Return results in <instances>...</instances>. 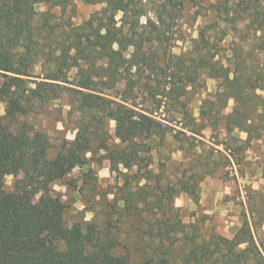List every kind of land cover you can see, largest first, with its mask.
Listing matches in <instances>:
<instances>
[{
  "label": "trees",
  "instance_id": "trees-1",
  "mask_svg": "<svg viewBox=\"0 0 264 264\" xmlns=\"http://www.w3.org/2000/svg\"><path fill=\"white\" fill-rule=\"evenodd\" d=\"M74 1L0 0V111L5 103V116L0 115V264H264V240L257 238L264 224L251 218L252 210L243 212L232 238L206 237L197 223H185L182 209L174 205L183 192L199 201L207 176L233 166L232 160L240 163L238 155L253 141L264 142V96L259 93L264 92V0H207L214 20L197 27L187 53L160 68H172L174 80L160 95L178 103L175 111L187 119L175 125L157 110L138 108L108 91L149 59L165 60L164 45L176 41L170 32L188 4L203 7L205 0H88L104 8L81 25L65 24ZM41 4L45 11L37 9ZM200 15L199 10L193 14V25ZM230 35L236 42L225 49L221 43ZM202 75L215 79L217 88L203 100L196 118L179 99L188 87L196 89ZM58 89L76 99L80 117L75 139L51 158L43 131L27 121L13 130L4 119L18 123L54 100ZM230 100L235 107L225 115ZM111 121L119 142L109 147ZM236 130L246 139L235 137ZM168 137L177 139L178 150L191 159V173L183 171L175 180L166 178L162 167L158 172L152 168L153 151ZM95 139L108 152L112 170L121 165L127 172L118 170L124 180L117 198L123 203L119 219L103 215V223L94 222L85 237L84 223L68 226L66 204L52 185L87 164ZM226 139L239 145L232 150ZM11 172L25 177L8 191L5 177ZM130 217L136 223L128 226L145 227L144 237L159 245L136 262L118 252L122 231L117 223Z\"/></svg>",
  "mask_w": 264,
  "mask_h": 264
},
{
  "label": "rangeland",
  "instance_id": "rangeland-1",
  "mask_svg": "<svg viewBox=\"0 0 264 264\" xmlns=\"http://www.w3.org/2000/svg\"><path fill=\"white\" fill-rule=\"evenodd\" d=\"M202 4H204L203 7L196 6L193 2L188 4L185 15L180 17L176 26L173 27L172 33L170 32V36L173 35L176 41L164 45L165 60L149 59L147 64L134 68L131 74H126V77H122L117 87L110 89L108 94L111 96H126L130 99L128 102H135L138 104V108L149 111L157 110L160 113L159 117L162 119L166 118L173 125L178 124L179 121L186 124L187 119L183 117L182 113L175 111L180 105L160 95L162 92H168L174 81L169 77L171 76L172 68L171 72L169 71L170 69L162 71L160 68L166 69L168 64L172 66L173 56L187 53L190 49L191 39L197 37V27L203 21L212 22L214 20V15L208 7L207 0L202 2ZM103 8L104 4L98 2L75 0L74 3L69 4L62 22L65 24L72 22L74 25H81L93 14L100 13ZM37 9L42 12L46 10V7L41 4L37 6ZM197 10L201 12L202 17L200 15L197 22L193 25L192 16ZM55 11L58 15L60 14L58 9ZM208 12H210V15L207 14ZM116 18L119 20L121 14H118ZM221 28H225L223 23H221ZM235 42L236 37L230 35L221 44L223 48L227 49ZM160 53L162 54V50H160ZM252 60L253 62L260 61L259 58ZM35 74L36 76L41 74V69L37 68ZM2 82L3 79L0 78V86ZM198 82L196 89L188 87L186 90L187 94L183 97L180 96L179 99V102H184L187 109L196 118H199L203 100L207 99L208 94L214 93L217 88V81L204 75L201 76ZM179 86L184 88V83H179ZM181 91L184 92L183 89ZM259 93L264 96V92L259 91ZM234 107L235 102L230 100L223 114L231 113ZM0 115L5 116L4 102L1 104ZM79 117L76 99L71 97L65 90L58 89L54 92V100L44 105H39L34 112L19 117V121L17 119L18 123L10 121L8 118H5L4 121L13 130H16L20 122L27 121L36 130L43 131L42 135L49 142V156L52 158L68 142L75 139ZM108 130L109 139H107L106 144L111 147L112 144L119 142L114 135V122L111 121L109 123ZM210 134L209 130L205 132L207 139H209ZM234 136L246 139V134L239 133L237 130L234 132ZM219 139L224 140L225 135L221 133ZM226 140L232 150L237 147L236 145H239V143L232 140ZM177 141V139L173 140L168 137L164 144L157 143L158 148L153 151V170L158 172L159 167H162L165 177L170 180H175L176 176H181L183 171L188 175L191 173V164L189 165L191 159L183 151L178 150L180 143ZM220 149L223 150V147L220 146ZM108 155L105 149L100 148V142L95 139L92 151L87 154V164L75 168L64 180L52 185L54 192L66 204L68 226L72 227L77 222L84 223L87 227H85V237L91 234L95 226L94 222L103 223L104 216L108 213H111L114 221L118 220L121 215L117 210L122 208L123 203L118 204L117 198L123 193L119 189L123 186L124 180L119 171H127L121 165L113 171ZM238 158L241 159L240 163L232 160L233 166H228L204 179V181L209 180L211 182L212 180V182L218 181L222 184V186L215 188L218 193L222 191L217 197L218 203H215V199L213 200L210 197V191H205L204 196L202 192L201 195L202 184L200 185L199 201H195L186 192L181 193L174 200V205L182 209L184 222L197 223L201 233L206 237L216 233L232 238L242 225V214L244 211L248 213L249 210H252L253 214L251 215L250 213L251 218L264 224V142L253 141L247 150L238 155ZM24 177V172H11L5 177L6 189L8 191L13 190L16 183L19 180H24ZM205 193L209 195L205 197ZM190 198L193 201L192 206L186 202ZM132 222L136 223V219L130 217V219L127 218L126 220L121 219L117 223L122 231L121 246L118 248V252L131 254L132 260L136 262L144 259V257H149L153 252L152 250L159 245L158 242L149 243L150 240L147 239V235V238L144 237L145 227L139 226V229H137L136 225L128 226ZM257 238L264 240V225L259 226ZM175 264L179 263L175 262Z\"/></svg>",
  "mask_w": 264,
  "mask_h": 264
},
{
  "label": "crops",
  "instance_id": "crops-1",
  "mask_svg": "<svg viewBox=\"0 0 264 264\" xmlns=\"http://www.w3.org/2000/svg\"><path fill=\"white\" fill-rule=\"evenodd\" d=\"M202 188H201V195H202V192H203V196H204V192L205 191H210V197L215 201V203L217 202L218 203V200H217V197H218V195L222 192L221 190V192L220 193H218V191H215V188L216 187H218V186H222V184H220V182H218V181H216V182H212V180H211V182L209 181V180H205V181H203L202 183ZM211 186V187H210ZM221 189V188H220ZM224 193V192H223ZM208 193H205V197H207L208 195H209ZM204 201V200H203ZM186 202H188L189 203V205L191 204V206L193 205V201H192V199L190 198V199H188ZM200 203H201V201H200ZM205 212V211H204ZM232 224H234V223H232Z\"/></svg>",
  "mask_w": 264,
  "mask_h": 264
}]
</instances>
